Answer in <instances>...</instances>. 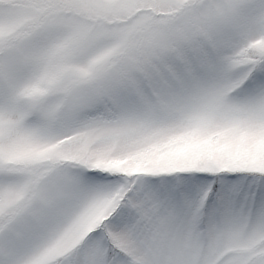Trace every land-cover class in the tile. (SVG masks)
<instances>
[{
  "label": "snow or ice",
  "instance_id": "snow-or-ice-1",
  "mask_svg": "<svg viewBox=\"0 0 264 264\" xmlns=\"http://www.w3.org/2000/svg\"><path fill=\"white\" fill-rule=\"evenodd\" d=\"M0 264H264V0H0Z\"/></svg>",
  "mask_w": 264,
  "mask_h": 264
}]
</instances>
